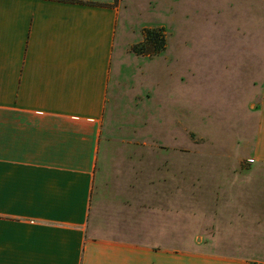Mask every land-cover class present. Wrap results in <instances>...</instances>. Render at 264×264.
<instances>
[{"label":"crops","instance_id":"crops-1","mask_svg":"<svg viewBox=\"0 0 264 264\" xmlns=\"http://www.w3.org/2000/svg\"><path fill=\"white\" fill-rule=\"evenodd\" d=\"M127 1L0 0V264H186L169 250L185 238L187 187L179 168L119 170L116 218L129 231H90L93 203L114 176L108 152L122 142L133 146L130 157L138 144H155L154 136H138L154 122L155 81L164 89L186 70L158 58L168 44L157 58L130 49L141 38L123 14ZM211 3L216 18L240 12L243 47L264 50V0ZM244 78V89L261 95L255 131L246 134L253 135L251 170L264 171V59L249 62ZM173 141L171 133L158 143ZM221 189L244 212L217 216L218 224L247 232L257 225L264 236V184ZM196 264L234 263L217 257Z\"/></svg>","mask_w":264,"mask_h":264},{"label":"rangeland","instance_id":"rangeland-1","mask_svg":"<svg viewBox=\"0 0 264 264\" xmlns=\"http://www.w3.org/2000/svg\"><path fill=\"white\" fill-rule=\"evenodd\" d=\"M127 5L123 14L129 12L134 36L141 38L137 42L143 39L145 27H163L168 49L166 56L158 58H168L171 65L183 63L186 70L179 81H165L164 89L155 81L154 122L144 124L138 132L139 138L154 136L155 144H138L137 154L130 157L126 154L133 146L122 142L108 152L114 176L107 178L93 203L91 233L106 237L122 232V227L129 231V225L117 224L116 218L123 202L116 191L124 183L119 170L133 173L154 168L156 173L167 167L179 168L185 172L187 187L185 238L170 242V252L184 256L186 264L217 257L234 264H264V236L258 234L257 225L246 226L247 232L241 224H218L217 218H237L244 212L229 203L237 206L238 200L229 193L221 194V187L264 184V171L251 170L248 158L254 149L253 135L246 134L255 131L261 95L243 86L249 62L264 59V50L243 47L246 39L240 12L216 18L211 0H128ZM193 63L201 75L195 73ZM171 133L175 142L158 143ZM162 147L170 153V165L162 159ZM138 158L142 161L134 163ZM145 179L136 176L135 182L145 183ZM194 190L200 196V208H196ZM224 196L229 199L222 200Z\"/></svg>","mask_w":264,"mask_h":264},{"label":"trees","instance_id":"trees-1","mask_svg":"<svg viewBox=\"0 0 264 264\" xmlns=\"http://www.w3.org/2000/svg\"><path fill=\"white\" fill-rule=\"evenodd\" d=\"M167 45L163 27H145L143 39L132 45L131 50L137 54L154 56L161 53Z\"/></svg>","mask_w":264,"mask_h":264},{"label":"built area","instance_id":"built-area-1","mask_svg":"<svg viewBox=\"0 0 264 264\" xmlns=\"http://www.w3.org/2000/svg\"><path fill=\"white\" fill-rule=\"evenodd\" d=\"M248 161H249V162H253L254 159H253V158H249Z\"/></svg>","mask_w":264,"mask_h":264}]
</instances>
